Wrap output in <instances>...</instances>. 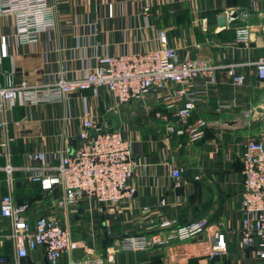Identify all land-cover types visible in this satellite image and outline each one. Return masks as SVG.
Segmentation results:
<instances>
[{
  "label": "crops",
  "instance_id": "crops-1",
  "mask_svg": "<svg viewBox=\"0 0 264 264\" xmlns=\"http://www.w3.org/2000/svg\"><path fill=\"white\" fill-rule=\"evenodd\" d=\"M50 1L56 5L55 31L42 36L35 47L10 49L9 57L2 61L1 71L16 69L17 82L24 77L32 82L42 81L47 73L58 72L65 62L71 71L89 65L88 57L94 51L89 48L93 37L107 45L111 55L156 48L157 29L167 31L169 44L178 48L180 58L220 66L215 83L208 95L200 99L195 111V116L208 121L204 138L196 144L167 135L164 126L153 118L155 106L150 100L127 105L113 119L131 141L133 153L141 163L135 181L137 195L129 212L100 211L95 206L89 213L83 210L57 212L56 216L71 230L73 239L85 246L75 256L88 251L102 253L124 234L149 231L166 219L182 225L206 218L212 227L238 229L239 157L247 140L264 133V82L257 78L252 64L264 56V37L257 32L259 24L264 22V0ZM111 3L114 5L112 18L107 16V5ZM147 5L150 6L148 20L139 12V8ZM233 11L237 12V17L230 21ZM222 16L224 25L219 24ZM241 25L251 26L256 31L247 50L234 40V28ZM231 65L236 75L244 77L241 87L231 84L228 77ZM1 83H5L3 76ZM220 100L230 103V109L217 113ZM108 102L110 98L102 93L96 97L89 91L80 95L74 93L70 100L72 119L67 125L61 121L65 116L64 106L56 105L36 109L32 123L21 127L20 131L10 126L11 135L20 136L10 146L13 166L21 167L23 154L32 148L58 149L61 133L66 129L73 133L79 124L74 121L81 116L83 108L102 115L103 103ZM23 115L22 108L14 112L15 119ZM69 143L73 145L75 141L71 139ZM4 165V159L0 158V200L7 193ZM172 168L181 170L179 189L170 187ZM196 175H201V179L194 180ZM13 197L17 203L32 204V219L53 211L51 197L38 185L26 182L20 173H15ZM162 199L164 205L159 204ZM142 207L151 210L149 220L143 219ZM7 224L0 217V264H11L16 256L8 239ZM209 232L195 241L170 247L116 254L114 264H262L251 249L239 250L231 237L227 254L208 261ZM21 262L48 264L42 248Z\"/></svg>",
  "mask_w": 264,
  "mask_h": 264
},
{
  "label": "built area",
  "instance_id": "built-area-1",
  "mask_svg": "<svg viewBox=\"0 0 264 264\" xmlns=\"http://www.w3.org/2000/svg\"><path fill=\"white\" fill-rule=\"evenodd\" d=\"M113 11L114 5L108 4L107 16L112 18ZM149 11V5L139 8L146 20ZM55 19L56 5L50 0H0V158L5 161L2 170L7 186V193L0 200V217L8 222V239L16 252L11 264H22L23 259L39 248L44 250L48 264H114L116 254L146 252L195 241L209 230L208 261L227 254L231 237L239 250L251 249L254 257L264 264V133L247 140L239 157V227L235 231L224 226L212 227L206 218L182 225L166 219L149 231L124 234L102 253L88 251L75 256L85 246L73 239L71 230L56 216L57 212L83 210L89 213L94 206L100 211L129 212L137 195L135 181L141 163L133 153L131 141L113 119L127 105L150 100L155 106L153 118L164 126L167 135L196 144L204 138L208 121L195 116V111L200 99L208 95L215 83L220 66L180 58L178 48L169 44L167 31L157 29L156 48L137 53L111 55L107 45L93 37L89 48L94 51L91 50L88 57L89 65L71 71L65 62L58 72L47 73V78L39 82L25 77L15 81V68L1 71L2 61L9 57L10 49L35 47L42 36L55 31ZM255 32L251 26H237L234 40L247 50ZM257 32L264 37V22L259 24ZM252 64L257 78L264 82V56ZM228 77L233 86L243 85L244 77L234 73L233 65ZM86 91L94 97L102 93L110 98V102L103 103V114L83 108L81 116L74 121L79 124L75 125L73 133L67 129L61 133L58 149L32 148L23 154V165L14 167L10 146L20 136L11 135L10 126L20 131L21 127L32 123L36 109L56 105L64 106L65 116L61 121L67 125L72 119L71 95ZM230 107V103L220 100L216 112ZM17 108L24 110L21 119L14 118ZM71 139L75 144L69 143ZM15 173H20L26 182L38 185L51 197V213L32 219V204L14 200ZM200 179L201 175L194 177V180ZM170 180V187L179 189L181 170L172 168ZM164 203L163 199L159 202ZM141 215L149 220L151 210L142 207Z\"/></svg>",
  "mask_w": 264,
  "mask_h": 264
},
{
  "label": "water",
  "instance_id": "water-1",
  "mask_svg": "<svg viewBox=\"0 0 264 264\" xmlns=\"http://www.w3.org/2000/svg\"><path fill=\"white\" fill-rule=\"evenodd\" d=\"M236 17H237V12H235V11L231 12L230 21H232ZM219 24L220 25H224L225 24V17L224 16H222V17L219 18Z\"/></svg>",
  "mask_w": 264,
  "mask_h": 264
},
{
  "label": "trees",
  "instance_id": "trees-1",
  "mask_svg": "<svg viewBox=\"0 0 264 264\" xmlns=\"http://www.w3.org/2000/svg\"><path fill=\"white\" fill-rule=\"evenodd\" d=\"M23 203V202H22Z\"/></svg>",
  "mask_w": 264,
  "mask_h": 264
}]
</instances>
